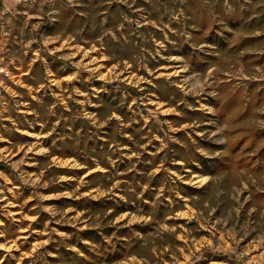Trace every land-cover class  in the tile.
Returning <instances> with one entry per match:
<instances>
[{
	"label": "rangeland",
	"instance_id": "374dc122",
	"mask_svg": "<svg viewBox=\"0 0 264 264\" xmlns=\"http://www.w3.org/2000/svg\"><path fill=\"white\" fill-rule=\"evenodd\" d=\"M60 1L82 13V0H33L29 6H20L14 14L0 18L6 31L0 39V264H62L51 260L57 257L58 246L83 256V246L91 244L90 236L116 242L124 238L125 228L141 236L143 232L135 225L145 228L147 234L169 231L177 242L154 248L152 260L131 255L108 264L264 261V208H246L250 185L264 188V184H255L250 173L243 172L240 185L232 188L234 202L221 208L206 201L203 207L195 208L174 185L153 188L149 196L137 193L136 199L113 217L107 216L111 209L99 215L57 202L81 197L124 199L119 192L122 179L116 174L137 169L143 154L150 162L154 153L164 152L170 142L178 140L179 129L186 130L193 142L206 137L224 147L226 122L216 117L210 98L227 87L240 89L247 102L251 87L264 89L263 69L255 66L247 70L237 56L228 65L208 60L204 70L189 66L182 45L216 56L220 51L209 41L198 42L184 9L187 0H91L95 3L86 6L90 12H97L90 26L101 27V35L94 38H88L83 27L65 32L70 25L67 23L64 30H53L59 23ZM214 2L202 0L217 17ZM222 2L228 13L232 4L251 12L264 7V0ZM112 5L120 13L114 24L106 12ZM51 6L53 20L48 14ZM106 37L123 43L132 37L138 46L129 59L113 60L104 46ZM155 78H163L177 88L182 99L162 100ZM111 91L119 93L118 103L128 110L125 120L115 112L111 114L116 130L121 133L123 127L138 126L140 135L134 138L126 134L130 144L110 143L108 150L117 154L108 158L111 169L106 178L113 179L111 184L86 188L91 172L107 169L98 163L87 168L73 156H47L49 146H57L71 134L72 127L65 123L72 116L87 119L98 129L96 132L105 127L107 121L99 120L94 108L108 100ZM178 106L203 110L208 118L203 123H179L171 118L181 114ZM66 111L70 114L65 115ZM258 112L252 120L264 126V105ZM200 150L209 156L206 149ZM161 160L150 172L163 169L172 184L182 181L201 188L211 179L198 163L194 170L184 168L181 161L163 165L165 157ZM55 168L86 170L68 174ZM180 199L182 203H178ZM158 203L167 206L162 218L149 215ZM174 203L178 208L169 212Z\"/></svg>",
	"mask_w": 264,
	"mask_h": 264
},
{
	"label": "trees",
	"instance_id": "16d2710c",
	"mask_svg": "<svg viewBox=\"0 0 264 264\" xmlns=\"http://www.w3.org/2000/svg\"><path fill=\"white\" fill-rule=\"evenodd\" d=\"M257 1V0H252ZM82 13H78L74 8L69 7L64 2H59V23L54 29H63L65 32H75L78 28H84L88 33V38H94L101 35L100 28H92L90 22L95 17L97 10L90 12L87 4H94L95 1L82 0ZM188 23L193 26L192 31L198 37V42L204 40L217 45L220 51L218 56L192 50L188 46L182 45L181 50L189 66L196 70H204L209 66L208 60L228 65L236 56L240 59L242 66L249 70L255 66H260L264 71V7L251 12L240 9L232 4V11L226 12L222 0H215L213 4L214 17L209 12L202 0H187L184 4ZM107 16H112L110 22L114 24L120 19L119 10L115 5L107 6ZM108 24V23H106ZM230 28V29H229ZM91 30V34L89 31ZM134 38H130L126 43L120 40H114L106 37L104 46L107 53L113 57V60L129 59L134 49ZM158 83L157 92L162 100L173 97L175 101L182 99L183 94L174 86L169 85L163 78H155ZM250 99L246 102L240 89L228 90V88L218 89V94L210 98L212 106L216 109V117L226 122L224 134L226 136L225 146L222 147L215 141L206 137L196 138L193 142L187 135V131L179 129L176 132L178 138L175 142H170L169 147L164 152H156L150 157V162H146V154H143V161L138 162L137 169H132L122 174H116V178L122 179L119 192L124 196L102 197L92 199L81 197L78 199L62 198L58 203L73 205L77 209L86 210L90 213L104 215L107 210L111 212L107 216L113 217L124 210L126 204L136 199L137 193L149 196L153 188L162 185H174L182 196H188V202L195 208H201L206 201L209 205L229 206L233 198L230 192L233 187L239 186L242 180V173H250L255 179V184H264V126H259L252 118L258 116V108L264 105V89L250 88ZM118 92H109L108 100L100 102L94 108L99 120H106L107 125L98 129L87 119L72 116L66 121V125L72 127L71 134L59 141L57 146L50 145L47 156H73L87 168H91L95 163L107 169L106 172H91L86 179L88 183L86 188L94 187L98 184H111L112 178L106 176L111 169L108 158H116V152L108 150V146L113 142L121 144H130V136L139 137L138 126L123 127L121 133L116 128V119L111 116L113 112L119 114L123 120L128 116V110L125 106L118 103ZM49 94H46L44 100L49 102ZM180 115H172V119L179 120V123L193 122L203 123L207 120L208 114L200 109H188L178 106ZM70 112H65L69 115ZM129 134L130 136H127ZM222 148L215 153V150ZM200 149H206L209 156ZM165 157L163 165L171 161H181L184 168L196 169V163L200 164L205 174L211 176L210 181L205 187L190 186L182 181L172 184L166 178L163 169L158 172H150ZM46 156H39L44 159ZM180 167L179 164H173ZM64 173L84 172L85 170H70L68 168H55ZM101 178V180H100ZM132 183V186L130 185ZM142 185H147L143 189ZM249 198L246 201V208L255 207L257 210L264 208V188H257L254 184L250 185ZM178 203H182L180 199ZM178 203H174L170 211L178 208ZM167 206L157 204L150 216L162 218L166 215ZM168 213V212H167ZM137 230H141V236L135 235L129 228H125L124 238L116 242H107L98 239L96 236H90L91 244L83 246L84 255L60 245L55 250L57 257H52V261H60L62 264H108L112 261L122 259L131 255H136L144 259L152 260L154 258V248H161L167 245H173L177 240L174 234L161 230L155 234H147L145 228L135 225Z\"/></svg>",
	"mask_w": 264,
	"mask_h": 264
},
{
	"label": "crops",
	"instance_id": "0c3cea01",
	"mask_svg": "<svg viewBox=\"0 0 264 264\" xmlns=\"http://www.w3.org/2000/svg\"><path fill=\"white\" fill-rule=\"evenodd\" d=\"M33 0H0V18L14 14L20 6H29Z\"/></svg>",
	"mask_w": 264,
	"mask_h": 264
},
{
	"label": "built area",
	"instance_id": "2783aa9c",
	"mask_svg": "<svg viewBox=\"0 0 264 264\" xmlns=\"http://www.w3.org/2000/svg\"><path fill=\"white\" fill-rule=\"evenodd\" d=\"M51 13L52 14V20L54 19L53 17V7L51 6L50 8V12H48V14ZM6 33L5 31V24L2 22L0 23V39L3 37V35ZM243 252H240V256H243ZM247 264H264V261H256V260H248Z\"/></svg>",
	"mask_w": 264,
	"mask_h": 264
}]
</instances>
